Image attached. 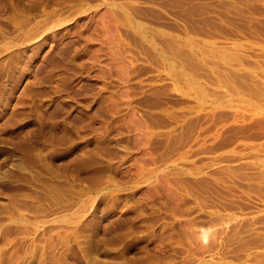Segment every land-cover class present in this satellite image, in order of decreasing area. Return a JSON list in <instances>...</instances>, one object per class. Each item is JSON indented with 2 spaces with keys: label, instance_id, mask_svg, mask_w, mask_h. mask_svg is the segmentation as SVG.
Here are the masks:
<instances>
[{
  "label": "rangeland",
  "instance_id": "rangeland-1",
  "mask_svg": "<svg viewBox=\"0 0 264 264\" xmlns=\"http://www.w3.org/2000/svg\"><path fill=\"white\" fill-rule=\"evenodd\" d=\"M0 264H264V0H0Z\"/></svg>",
  "mask_w": 264,
  "mask_h": 264
}]
</instances>
